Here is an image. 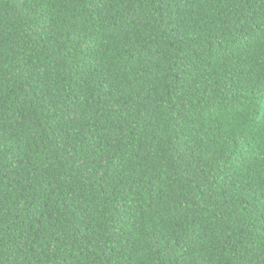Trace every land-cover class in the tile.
I'll use <instances>...</instances> for the list:
<instances>
[{"label": "trees", "instance_id": "16d2710c", "mask_svg": "<svg viewBox=\"0 0 264 264\" xmlns=\"http://www.w3.org/2000/svg\"><path fill=\"white\" fill-rule=\"evenodd\" d=\"M0 264H264V0H0Z\"/></svg>", "mask_w": 264, "mask_h": 264}]
</instances>
